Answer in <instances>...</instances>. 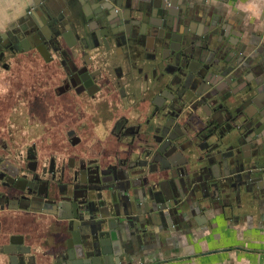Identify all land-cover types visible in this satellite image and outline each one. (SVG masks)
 <instances>
[{
  "label": "flooded vegetation",
  "instance_id": "af4514ba",
  "mask_svg": "<svg viewBox=\"0 0 264 264\" xmlns=\"http://www.w3.org/2000/svg\"><path fill=\"white\" fill-rule=\"evenodd\" d=\"M51 2L60 7L59 0ZM105 2L110 11L102 20L61 12L39 20L29 12L0 30V252L14 253L0 254V264H39L46 254L36 253L30 236L13 229L55 212L45 202L68 196L96 168L113 181L172 141L178 149L167 157L177 169L159 173L163 186L184 164L204 160L216 137L232 126L222 108L214 110L204 100L220 106L228 99L231 116L246 125L255 119L246 106H264L258 48L248 55L241 46L240 53L230 52L218 63L212 52L199 55L216 40L224 43L228 28L222 37L209 11L202 15L204 27L196 23L197 0ZM165 20L168 43L174 51L180 48L181 57L158 48L154 37L139 38L150 27L162 35L159 25ZM184 38L191 41L181 46ZM214 66L222 72H214ZM256 130L264 135V125Z\"/></svg>",
  "mask_w": 264,
  "mask_h": 264
},
{
  "label": "water",
  "instance_id": "95a60500",
  "mask_svg": "<svg viewBox=\"0 0 264 264\" xmlns=\"http://www.w3.org/2000/svg\"><path fill=\"white\" fill-rule=\"evenodd\" d=\"M94 1L98 5L96 10L99 11L95 14H102L97 16V19H105V15L110 11L105 6L106 0ZM55 7L56 4L52 2L44 8L49 15H53L52 11ZM159 26L162 28V35H158V32L156 33L150 27L148 30L145 29L139 38L154 37L158 48H170L174 51V46L168 43L170 42L169 34L165 33L167 28L170 29L167 20ZM59 28L62 29V27ZM165 38L166 44L162 45ZM190 41V38H184L180 41V45H186ZM210 43L208 42L207 48L211 45ZM219 43L220 46L215 43L216 46L212 52L213 56H217V63L224 52V43L222 41ZM178 51H174L173 55L181 57ZM178 61L176 63L180 64ZM182 67L186 70L190 69V65L187 63L185 65L184 62ZM212 70L222 72L215 66ZM232 70L231 68L229 73ZM190 71L193 73L191 69ZM226 76L227 74L223 73L221 79ZM232 76L235 75L232 74ZM201 79L203 80L204 77ZM227 100L220 106L217 100H204V103L214 110L216 107L222 108L230 118L231 129L225 135L216 137L214 144L203 156L204 160L184 164L183 168H179L176 173L173 172V195L171 197L168 195L170 199L166 198L162 189L158 192L157 188L162 187L158 182L159 173L171 167L176 168L174 160L167 157L178 149L172 141L167 142L165 151L161 149L154 153H146L133 166L132 173L125 171L121 177L107 181L103 177L106 172L98 167L95 173L90 172L91 176L87 181L74 186L68 196L60 194L58 198L50 200L51 203L47 200L45 203L51 204L55 212H44V215L56 217L57 220L54 223L60 231L64 235H71L66 236L69 239L66 240L67 246L63 243L57 244L56 247L60 249V253L55 256L53 264H112V253L109 252V248L115 243L114 237L120 239L126 235L142 240L141 234H146L144 228L148 227L152 217L157 214L177 224H187L188 221L180 216L181 211L186 205L194 203V199L200 194L203 195L205 191L213 190L217 198L226 195L228 199L232 195L241 199L245 193L256 194L258 197L263 195L264 164L260 165V161L264 159V140H261V138L264 139V135H260L256 129L259 125H264V122L261 120L256 122L252 118L250 124H240L239 117L231 116L227 110V102H230ZM257 116L261 119L262 113ZM251 135L253 139H258L253 142L252 155L248 158L242 157L236 147ZM120 207L123 210H120ZM182 217H186V214ZM0 254L14 255L4 249ZM49 261L51 256H45L42 259L44 264H50Z\"/></svg>",
  "mask_w": 264,
  "mask_h": 264
},
{
  "label": "crops",
  "instance_id": "0c3cea01",
  "mask_svg": "<svg viewBox=\"0 0 264 264\" xmlns=\"http://www.w3.org/2000/svg\"><path fill=\"white\" fill-rule=\"evenodd\" d=\"M51 1L53 0H0V30L29 12L37 19H43L48 14L44 7L51 4ZM179 1L181 5L183 0ZM197 1L200 3L198 10L200 9L201 14H195L198 19L196 23L204 27L202 15L209 11L208 19L219 21L218 28L222 37L225 32L222 30L227 27L226 39H237L236 43L223 39L224 58L230 52L234 55L240 53V47L244 46L248 55L258 48L259 55L264 60V0ZM59 2L60 7L57 6L51 16H57L61 12L65 17H88L90 21H95L100 16L95 14L99 11L96 10L98 5L94 0ZM4 6L6 9L2 8ZM216 45H221L219 40H216ZM216 45H211L207 51L201 48L199 55H203V52L211 54ZM263 107L255 103L248 104L245 112L255 111L252 117L258 122L260 119L256 114L259 115ZM251 137L252 135L236 147L242 157L252 155L253 142L258 139ZM260 163L264 164V159ZM118 170L125 168L119 167ZM169 180L164 181V185L158 187L157 191L161 192L162 189L166 198L170 199L174 181ZM216 196L212 190L208 192L207 198L200 194L194 199V203L186 205L180 214L183 220L188 221L185 225L157 214L152 217L148 227L144 228L146 234H141L142 240L126 235L120 239L114 237L118 246L114 247V243L110 246L112 264H264V194L258 197L256 194L245 193L241 199L235 195L230 199L226 195L220 198ZM119 209L123 210L122 207ZM184 214L186 217L183 218ZM38 217V222L33 225L17 224L13 234L30 236L28 242L33 250L39 255L43 253L51 256L49 262L53 264L55 256L60 253L57 244H64L71 235H64L57 225L54 227L56 217ZM7 228L3 224L1 230L5 231ZM44 263L42 260L39 262Z\"/></svg>",
  "mask_w": 264,
  "mask_h": 264
},
{
  "label": "rangeland",
  "instance_id": "374dc122",
  "mask_svg": "<svg viewBox=\"0 0 264 264\" xmlns=\"http://www.w3.org/2000/svg\"><path fill=\"white\" fill-rule=\"evenodd\" d=\"M3 9L5 8L6 9V7L4 6V7H2Z\"/></svg>",
  "mask_w": 264,
  "mask_h": 264
}]
</instances>
